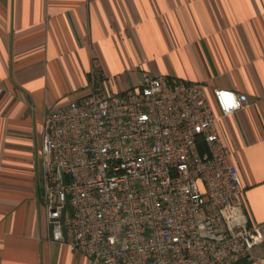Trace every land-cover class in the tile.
Segmentation results:
<instances>
[{"label": "crops", "instance_id": "crops-1", "mask_svg": "<svg viewBox=\"0 0 264 264\" xmlns=\"http://www.w3.org/2000/svg\"><path fill=\"white\" fill-rule=\"evenodd\" d=\"M98 69L110 91L148 71L246 93L217 125L264 223V0H0V264H88L52 239L40 151L44 113Z\"/></svg>", "mask_w": 264, "mask_h": 264}, {"label": "built area", "instance_id": "built-area-1", "mask_svg": "<svg viewBox=\"0 0 264 264\" xmlns=\"http://www.w3.org/2000/svg\"><path fill=\"white\" fill-rule=\"evenodd\" d=\"M93 72L90 91L44 113L42 200L52 239L88 264H237L264 260L238 156L220 116L246 93L143 72L124 91ZM218 111V113H217Z\"/></svg>", "mask_w": 264, "mask_h": 264}, {"label": "trees", "instance_id": "trees-1", "mask_svg": "<svg viewBox=\"0 0 264 264\" xmlns=\"http://www.w3.org/2000/svg\"><path fill=\"white\" fill-rule=\"evenodd\" d=\"M249 262H247L246 260L240 261L237 264H248Z\"/></svg>", "mask_w": 264, "mask_h": 264}]
</instances>
